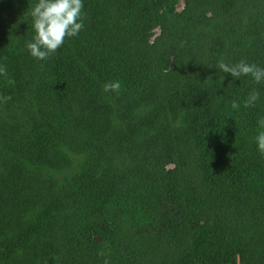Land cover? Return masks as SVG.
<instances>
[{
  "label": "trees",
  "instance_id": "trees-1",
  "mask_svg": "<svg viewBox=\"0 0 264 264\" xmlns=\"http://www.w3.org/2000/svg\"><path fill=\"white\" fill-rule=\"evenodd\" d=\"M176 1L85 0L47 66L0 0V264H264V83L218 68L264 67V0Z\"/></svg>",
  "mask_w": 264,
  "mask_h": 264
},
{
  "label": "clouds",
  "instance_id": "clouds-1",
  "mask_svg": "<svg viewBox=\"0 0 264 264\" xmlns=\"http://www.w3.org/2000/svg\"><path fill=\"white\" fill-rule=\"evenodd\" d=\"M84 2L85 0H33L26 13L33 30L31 38L24 42L28 55L36 61H46L61 48L66 38L78 36L85 27ZM218 68L233 78L251 76L256 84L264 83V67L243 59L233 64L221 61ZM2 71L0 69V74ZM102 88L106 93H115L120 90L121 83L119 80L108 81ZM259 98V91L253 89L242 102L233 100L231 108L236 111L241 107L247 109L255 106ZM257 124L259 130L254 136V143L256 151L264 156V116L258 118Z\"/></svg>",
  "mask_w": 264,
  "mask_h": 264
},
{
  "label": "rangeland",
  "instance_id": "rangeland-1",
  "mask_svg": "<svg viewBox=\"0 0 264 264\" xmlns=\"http://www.w3.org/2000/svg\"><path fill=\"white\" fill-rule=\"evenodd\" d=\"M185 7V1L184 0H178L174 3L173 5V8L176 10V11H181L183 10V8ZM160 34V27L157 26L155 27L152 32H151V42L155 40V38ZM47 63V66H48V62H51V57L45 61ZM176 167V164L175 163H172V164H169L167 166V169H174Z\"/></svg>",
  "mask_w": 264,
  "mask_h": 264
}]
</instances>
